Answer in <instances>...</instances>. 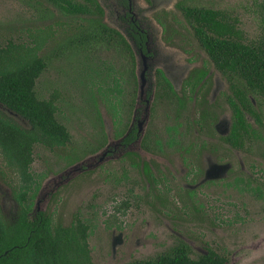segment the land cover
<instances>
[{
	"label": "rangeland",
	"instance_id": "rangeland-1",
	"mask_svg": "<svg viewBox=\"0 0 264 264\" xmlns=\"http://www.w3.org/2000/svg\"><path fill=\"white\" fill-rule=\"evenodd\" d=\"M189 4L232 11L249 39L258 36L264 26V0H192ZM89 19L85 15L65 16L45 0H0V43H38V55L46 67L35 81L36 96L42 100L54 96L56 119L70 135V141L61 147H33L30 170L44 175L34 211L48 213L54 225H69L77 216L87 220L94 264L153 258L180 241L190 246L193 259L211 248L227 256L226 264H264V203L246 195H232L223 186L204 193L201 212L184 214L177 210L175 200L168 210L158 208V214L147 205L123 213L119 210L122 196L116 186L114 158L91 165L97 162L106 138L107 144L116 141L112 104L117 91L112 89L111 75L120 69L119 50L101 41L85 46L73 42L80 32L88 30ZM187 43L199 63L204 55L190 34ZM212 79L210 96L214 97L225 84L215 72ZM130 90L123 88L127 99ZM225 111L219 122L227 119ZM252 150L260 154V149ZM76 167L79 171L71 172ZM8 181L0 179V210L13 220L17 206ZM233 200L235 213L229 205Z\"/></svg>",
	"mask_w": 264,
	"mask_h": 264
},
{
	"label": "flooded vegetation",
	"instance_id": "flooded-vegetation-1",
	"mask_svg": "<svg viewBox=\"0 0 264 264\" xmlns=\"http://www.w3.org/2000/svg\"><path fill=\"white\" fill-rule=\"evenodd\" d=\"M191 1L89 2L97 8L88 17L111 29L115 41L123 39L130 49L123 54L119 45L116 48V42L111 43L119 50L117 62L120 64V69L111 75L113 83L120 88L113 107L116 116L113 139L116 141L107 144L106 138L97 162L91 163L97 165L109 157L114 158L122 213L147 205L158 214V208H171V200L178 203L177 210L184 214L201 212L204 193L221 186L232 195H246L264 203V169L261 168L264 127H260L250 113L254 111L264 124V106L260 110L257 101L249 95L243 109L234 98L229 82L196 38L195 20L184 11L193 6L218 9L189 4ZM222 12L233 20L243 41L252 40L245 36L232 11ZM189 34L204 55L199 63L187 48ZM213 72L219 74L225 89L211 97ZM123 88L131 89L128 99L123 95ZM235 104L248 127L233 128L237 114ZM224 110L227 119L219 122ZM253 148L260 149V154H255ZM229 205L235 213L234 200L229 201ZM35 212L38 210L31 214ZM75 220L87 223L79 216ZM217 254L226 258V264L227 256Z\"/></svg>",
	"mask_w": 264,
	"mask_h": 264
},
{
	"label": "trees",
	"instance_id": "trees-1",
	"mask_svg": "<svg viewBox=\"0 0 264 264\" xmlns=\"http://www.w3.org/2000/svg\"><path fill=\"white\" fill-rule=\"evenodd\" d=\"M45 1L65 16H89L97 8V5L89 4L91 0ZM184 11L195 20L193 28L196 38L214 66L229 82V90L240 106L243 109L246 107L250 95L263 110L264 26L258 36L245 42L228 14L196 6L184 8ZM111 32V29L91 17L88 30L80 32L73 42L81 46L98 41L108 46L116 42V48L119 45L123 54L129 53L126 41H115L117 39ZM38 49V43L33 46L12 41L5 45L0 43V105L17 113L28 123V127L22 126L0 107V179L5 182L9 180L6 184L18 207L13 220L5 218L0 210V264H94L87 244L90 232L88 222L75 220L66 226L54 225L51 216L44 211L31 214L44 178V175L33 174L30 170L34 145L52 149L70 141L66 127L56 119L54 96L47 100L36 96L35 81L46 67V61L38 55ZM112 89L118 92L120 88L114 83ZM235 110L237 114L233 128L248 127L237 104ZM250 113L257 124L264 127L260 116L254 111ZM9 174L16 181L11 176L8 178ZM190 251L189 245L180 241L153 258L125 264L226 262L225 257L211 249L194 259L190 257Z\"/></svg>",
	"mask_w": 264,
	"mask_h": 264
},
{
	"label": "water",
	"instance_id": "water-1",
	"mask_svg": "<svg viewBox=\"0 0 264 264\" xmlns=\"http://www.w3.org/2000/svg\"><path fill=\"white\" fill-rule=\"evenodd\" d=\"M140 86H142V84H141ZM0 107H1L2 110L5 111L9 116H11L12 118H14L19 124H21L22 126L28 127V123H27V121H26L24 118H22L20 115H18V114L15 113V112L10 111L9 109L3 107L2 105H0ZM79 169H80V168H77V167H76V168H73V169L71 170V172H77V171H79ZM40 189H41V188H40ZM40 189H39V191H40ZM39 191H38V193H39ZM38 193H37V194H38ZM36 196H37V195H36ZM12 202L15 203V201H14L13 199H12ZM34 204L36 205V198H35ZM33 210H34V205H33ZM38 211H40V210H38Z\"/></svg>",
	"mask_w": 264,
	"mask_h": 264
}]
</instances>
